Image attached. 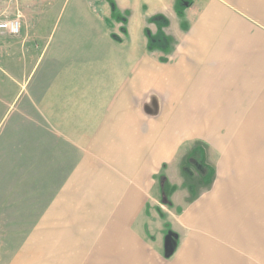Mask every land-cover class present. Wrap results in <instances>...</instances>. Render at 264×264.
<instances>
[{
  "label": "crops",
  "instance_id": "1",
  "mask_svg": "<svg viewBox=\"0 0 264 264\" xmlns=\"http://www.w3.org/2000/svg\"><path fill=\"white\" fill-rule=\"evenodd\" d=\"M199 1L190 0L181 7L185 2L179 6L178 0H16L20 7L31 6V10H24V16H29L28 21L23 19L24 25L21 15L13 14L20 19L21 30L5 49L15 46L21 51L24 67L22 77L17 73L20 78L2 71L0 96L8 94L6 86H15V98L12 95L7 103L12 107L6 112L17 109L23 113L19 96L26 94L48 128L74 149L77 162L59 189L61 202L56 206L71 209L83 222L85 217L88 223L137 225L138 202L152 196L156 162L162 166L164 160H177L175 151L168 156V149L181 144L174 137L171 142L158 134L153 138L154 112L165 113L155 123L162 130L169 124L168 112L225 109L215 95L232 93L231 83L227 86L226 82L228 57L242 56L238 48L245 43L237 40L239 30L232 29L231 23L242 18L218 4L238 6L234 0ZM152 17L159 18L152 22ZM31 31L48 32L54 38L35 40ZM101 31L108 33L100 35ZM146 31L154 36L160 31L166 42L150 46ZM59 32L67 33V39L58 40ZM170 37L173 49L169 48ZM227 47L240 53L230 50L227 55ZM165 53H170L166 64L158 65L156 59ZM259 95L262 93H255ZM190 97L194 106L184 105V99ZM247 106L246 111L254 105ZM258 112L264 122L263 110ZM215 120L207 118L209 127L204 128L196 122L183 123V131L211 133ZM243 153L246 155L243 148L237 149V160ZM234 168L240 174L241 169ZM115 210L118 214L106 220ZM105 239L95 247L98 252L100 247L101 254ZM212 248V252L203 249L195 264H246L243 260L249 258L215 242ZM179 256L182 260L188 254Z\"/></svg>",
  "mask_w": 264,
  "mask_h": 264
},
{
  "label": "rangeland",
  "instance_id": "2",
  "mask_svg": "<svg viewBox=\"0 0 264 264\" xmlns=\"http://www.w3.org/2000/svg\"><path fill=\"white\" fill-rule=\"evenodd\" d=\"M234 1L238 6L218 1L242 18L231 23L232 29L239 30L237 40L245 43L238 48L242 56L228 57L226 82L231 83L232 93L215 95L222 110L168 112L169 124L161 131L155 123L165 113L154 112L153 138L158 134L171 142L174 137L181 144L168 149V156L175 151L177 160H164L162 166L156 162L152 196L138 202L137 225L88 223L85 217L83 222L71 209L56 206L61 202L59 189L77 162L75 151L48 128L26 94L19 96L23 113L6 112L17 89L5 87L8 94L0 96V264H195L203 249L213 251L214 242L248 255L243 263L264 264V122L258 112L263 110L264 115V0ZM189 4L186 0L181 7ZM26 8L16 0H0V20L20 14L24 25L23 19L29 18L24 16ZM29 34L35 40L54 38L43 31ZM65 35L59 32L57 39H67ZM11 36L0 34V84L2 71L18 77L24 67L21 51L15 46L5 49L11 39H17ZM169 44L175 48L171 37ZM226 50L227 55L230 50L240 53L236 48ZM167 54L156 57L158 65L166 64ZM256 92L262 95L255 96ZM162 96L158 91L159 99ZM183 104L194 106L193 98L184 99ZM250 104L254 106L246 111ZM207 118H216L211 133L183 131L192 122L209 127ZM195 147L200 170L187 161ZM238 148L247 156L243 153L237 160ZM234 167L241 169L240 174ZM160 174L166 178V193L161 190ZM103 238L101 254L100 247L99 252L95 247ZM179 254L188 257L181 260Z\"/></svg>",
  "mask_w": 264,
  "mask_h": 264
},
{
  "label": "trees",
  "instance_id": "3",
  "mask_svg": "<svg viewBox=\"0 0 264 264\" xmlns=\"http://www.w3.org/2000/svg\"><path fill=\"white\" fill-rule=\"evenodd\" d=\"M186 0H178V5L181 6L182 2H185ZM112 5V13L115 14V8ZM159 17H152L150 20L152 22H155L157 21ZM167 21L163 19V24H165ZM160 25V24H159ZM147 33V36L149 38V42H150V46H156V45H159V43L161 44V41L164 40L166 42V39L167 37L163 36L162 33L160 31H158V34L157 36H154V35H151L148 31H146ZM161 38V39H160ZM160 41H156V40H159ZM198 147H195L192 151H191V154L188 156L187 158V161L192 163L196 169H201V166L199 165L198 163V160H196V157L198 156ZM186 166H184L183 169H185ZM186 170H187V167H186ZM165 181H166V178L163 174H160L159 175V182H160V186H161V190H162V193H166V190H165Z\"/></svg>",
  "mask_w": 264,
  "mask_h": 264
},
{
  "label": "built area",
  "instance_id": "4",
  "mask_svg": "<svg viewBox=\"0 0 264 264\" xmlns=\"http://www.w3.org/2000/svg\"><path fill=\"white\" fill-rule=\"evenodd\" d=\"M21 23L18 16L0 20V31L16 36L20 33Z\"/></svg>",
  "mask_w": 264,
  "mask_h": 264
},
{
  "label": "bare ground",
  "instance_id": "5",
  "mask_svg": "<svg viewBox=\"0 0 264 264\" xmlns=\"http://www.w3.org/2000/svg\"><path fill=\"white\" fill-rule=\"evenodd\" d=\"M240 165V164H239Z\"/></svg>",
  "mask_w": 264,
  "mask_h": 264
}]
</instances>
